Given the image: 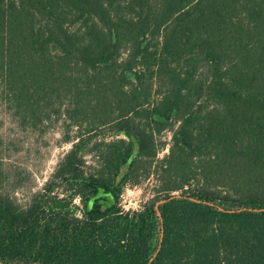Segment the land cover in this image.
I'll list each match as a JSON object with an SVG mask.
<instances>
[{
	"label": "trees",
	"instance_id": "1",
	"mask_svg": "<svg viewBox=\"0 0 264 264\" xmlns=\"http://www.w3.org/2000/svg\"><path fill=\"white\" fill-rule=\"evenodd\" d=\"M0 104L71 144L0 264H264V0H0Z\"/></svg>",
	"mask_w": 264,
	"mask_h": 264
},
{
	"label": "rangeland",
	"instance_id": "2",
	"mask_svg": "<svg viewBox=\"0 0 264 264\" xmlns=\"http://www.w3.org/2000/svg\"><path fill=\"white\" fill-rule=\"evenodd\" d=\"M62 134L61 123H52L41 129L21 128L0 104L1 190L20 205H27L31 196L43 189L57 163L71 147L70 143L63 142ZM161 138L169 143L170 133H164ZM167 153L166 146L158 157ZM86 160L94 162L90 155ZM156 185L154 176L136 185L127 184L119 198L122 211L139 210L155 195ZM72 203L81 206L77 197Z\"/></svg>",
	"mask_w": 264,
	"mask_h": 264
}]
</instances>
